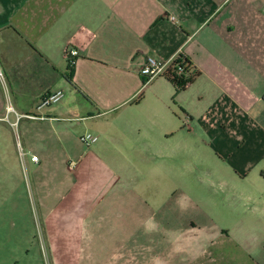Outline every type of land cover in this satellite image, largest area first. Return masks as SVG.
<instances>
[{
	"label": "crops",
	"instance_id": "1",
	"mask_svg": "<svg viewBox=\"0 0 264 264\" xmlns=\"http://www.w3.org/2000/svg\"><path fill=\"white\" fill-rule=\"evenodd\" d=\"M70 46L79 51L71 70L64 58ZM148 57H181L199 72L180 90L186 134L207 145L218 163L213 175L233 193L232 207L244 211L226 233L217 232L215 247L205 245L208 236L189 237L191 249L175 255L181 264H260L254 249L264 252V0H0V123L12 142L24 141L36 173L64 177L44 196L57 210L47 225L53 234L54 214L117 190L110 159L117 137H128L120 128L140 126L137 117L155 93L166 102L160 87L146 92L148 86H173L164 77L144 85ZM59 90L61 102L40 108ZM91 121L100 138L91 133L98 141L86 147L79 138Z\"/></svg>",
	"mask_w": 264,
	"mask_h": 264
},
{
	"label": "rangeland",
	"instance_id": "2",
	"mask_svg": "<svg viewBox=\"0 0 264 264\" xmlns=\"http://www.w3.org/2000/svg\"><path fill=\"white\" fill-rule=\"evenodd\" d=\"M151 87H160L166 102L155 93L137 117L140 126L120 128L129 138L117 137L118 152L110 159L119 178L112 199L54 214L59 229L54 226L53 234L45 218L56 201L44 196L64 177L50 169L36 173L27 158L24 167V141L16 136L18 144L12 142L0 123V264H181L175 254L191 249L187 238L208 236L205 245L215 247L217 232L242 219L244 211L232 207L233 193L213 175L218 163L207 145L186 134L180 90L163 80L146 92ZM91 123L88 132L99 136V124ZM256 249V262L264 264L263 249Z\"/></svg>",
	"mask_w": 264,
	"mask_h": 264
},
{
	"label": "built area",
	"instance_id": "3",
	"mask_svg": "<svg viewBox=\"0 0 264 264\" xmlns=\"http://www.w3.org/2000/svg\"><path fill=\"white\" fill-rule=\"evenodd\" d=\"M79 57V51L78 49L74 47H67L64 51V58L68 62L70 67H73L76 64L77 58ZM176 60V59H175ZM170 61V62H163L159 61L153 57H148L146 60V63L143 65L141 69V75L146 79L144 82V85L149 84L152 82L154 79L161 77L165 74L166 70L168 67L175 61ZM179 73L183 72L182 68H179L178 70ZM0 77L2 78L3 75L0 71ZM64 98V92L62 90L47 94L46 96L43 97L40 103V108H47L51 107L53 105L58 104L61 102V100ZM30 119H35L36 117L33 115H28ZM16 125V124H15ZM80 142L84 144L86 147H90L91 145L97 143L98 137L91 134V133H85L80 136L79 138ZM21 158H22V163L23 166L25 167L26 164L25 162V154L21 152ZM31 161L34 163L39 162V157L36 155L31 156Z\"/></svg>",
	"mask_w": 264,
	"mask_h": 264
},
{
	"label": "trees",
	"instance_id": "4",
	"mask_svg": "<svg viewBox=\"0 0 264 264\" xmlns=\"http://www.w3.org/2000/svg\"><path fill=\"white\" fill-rule=\"evenodd\" d=\"M179 68L183 69L182 73L178 72ZM198 76L199 72L193 68L191 62L179 57L168 67L165 74L161 77L167 79L177 90H184L192 84Z\"/></svg>",
	"mask_w": 264,
	"mask_h": 264
}]
</instances>
